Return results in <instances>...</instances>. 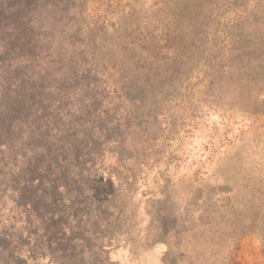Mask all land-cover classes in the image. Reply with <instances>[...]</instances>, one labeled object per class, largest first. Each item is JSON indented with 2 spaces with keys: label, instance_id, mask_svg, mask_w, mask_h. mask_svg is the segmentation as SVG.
I'll return each instance as SVG.
<instances>
[{
  "label": "rangeland",
  "instance_id": "rangeland-1",
  "mask_svg": "<svg viewBox=\"0 0 264 264\" xmlns=\"http://www.w3.org/2000/svg\"><path fill=\"white\" fill-rule=\"evenodd\" d=\"M58 1L0 0V264H264V0H84L69 16ZM75 16L107 51L93 73L128 69V59L143 51L192 55L189 65L197 68L182 90L183 125L167 135L163 155L124 143L104 161H88L90 177L69 184L84 191L53 195L54 206L47 196L37 207L31 195L20 207L9 161L25 160L27 145L9 129L3 95L10 84L51 79L16 50L28 32L40 34L24 19ZM225 23L227 35L217 43L228 39L227 46L211 88L206 58Z\"/></svg>",
  "mask_w": 264,
  "mask_h": 264
},
{
  "label": "trees",
  "instance_id": "trees-1",
  "mask_svg": "<svg viewBox=\"0 0 264 264\" xmlns=\"http://www.w3.org/2000/svg\"><path fill=\"white\" fill-rule=\"evenodd\" d=\"M83 2L72 0L70 6L69 1L60 0L58 8L69 16ZM203 6L205 9L206 5ZM208 12L205 9L201 18L206 42L211 24L206 17ZM24 21L40 34L28 32L24 46L16 50L27 54L22 57H27L26 66L37 72L44 70L41 72L51 79L33 81L29 86L20 84L21 88L10 84L9 91L3 95H9V129L15 139L17 134L27 145L25 160L23 155L22 161H9V178L14 182L18 206H25L31 195L40 207L47 196L51 197L49 205L54 206L57 201L53 195L82 192L81 185L69 184L90 177L88 161H104L107 152L124 143L145 151L160 149L158 155L165 153L170 139L167 135L174 137L183 125L181 116L187 111L182 90L190 73L197 68L189 65L192 55L178 49L171 54L143 51L128 59V69L113 66L102 73L97 70L93 73L95 62L102 61L107 51L97 49L84 19L75 16L68 21L62 17L53 23ZM226 28L227 23L222 28L218 26L214 47L206 58L207 67L213 70L211 88L216 63L222 56L220 50L226 49L228 39L223 41L225 44L217 41L227 35ZM120 37V34L115 36ZM203 56L200 55L198 62H202ZM16 82V78L9 81ZM18 153L19 149L13 155ZM158 164L153 161L150 167ZM109 177L105 180L112 184L114 177ZM101 197L107 202L106 195ZM74 201H69L73 207ZM59 202L66 207L63 201ZM79 206L84 204L80 202Z\"/></svg>",
  "mask_w": 264,
  "mask_h": 264
}]
</instances>
